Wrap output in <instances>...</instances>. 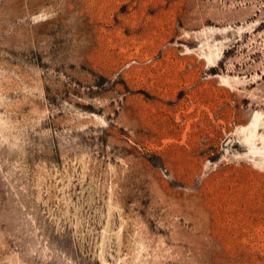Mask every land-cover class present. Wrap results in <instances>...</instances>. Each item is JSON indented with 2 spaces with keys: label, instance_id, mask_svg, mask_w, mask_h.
Here are the masks:
<instances>
[{
  "label": "rangeland",
  "instance_id": "1",
  "mask_svg": "<svg viewBox=\"0 0 264 264\" xmlns=\"http://www.w3.org/2000/svg\"><path fill=\"white\" fill-rule=\"evenodd\" d=\"M0 264H264V0H0Z\"/></svg>",
  "mask_w": 264,
  "mask_h": 264
},
{
  "label": "bare ground",
  "instance_id": "2",
  "mask_svg": "<svg viewBox=\"0 0 264 264\" xmlns=\"http://www.w3.org/2000/svg\"><path fill=\"white\" fill-rule=\"evenodd\" d=\"M217 58H219V57L217 56Z\"/></svg>",
  "mask_w": 264,
  "mask_h": 264
}]
</instances>
